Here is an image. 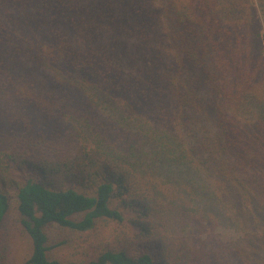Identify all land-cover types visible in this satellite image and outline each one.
<instances>
[{"label":"trees","instance_id":"1","mask_svg":"<svg viewBox=\"0 0 264 264\" xmlns=\"http://www.w3.org/2000/svg\"><path fill=\"white\" fill-rule=\"evenodd\" d=\"M257 1L0 0V264L12 213L25 264L51 227L112 230L80 264H264Z\"/></svg>","mask_w":264,"mask_h":264},{"label":"rangeland","instance_id":"2","mask_svg":"<svg viewBox=\"0 0 264 264\" xmlns=\"http://www.w3.org/2000/svg\"><path fill=\"white\" fill-rule=\"evenodd\" d=\"M252 4L258 12V16H262L258 8V1L252 0ZM262 25V22H261ZM262 46L264 54V28L261 32ZM19 218L15 213H12L5 222L4 232L2 234V244L9 248L8 260L1 264H25L26 259L31 253V243L29 238L23 233L21 226L18 223ZM217 233L227 238L229 234L222 229H218ZM112 230L110 228H98L90 233L77 236L70 234L66 230H61L57 227L49 229L50 244H60L61 241L69 240L68 243L59 245L50 252L53 259L58 260L63 264L78 263L81 261L90 260L95 250L103 249L105 246L112 244Z\"/></svg>","mask_w":264,"mask_h":264}]
</instances>
